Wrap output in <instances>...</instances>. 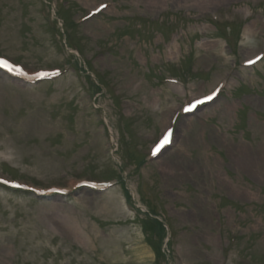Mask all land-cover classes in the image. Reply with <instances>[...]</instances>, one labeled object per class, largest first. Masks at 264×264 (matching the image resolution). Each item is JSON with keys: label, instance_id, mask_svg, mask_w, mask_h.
Here are the masks:
<instances>
[{"label": "rangeland", "instance_id": "1", "mask_svg": "<svg viewBox=\"0 0 264 264\" xmlns=\"http://www.w3.org/2000/svg\"><path fill=\"white\" fill-rule=\"evenodd\" d=\"M0 57V264H264V0H0Z\"/></svg>", "mask_w": 264, "mask_h": 264}, {"label": "snow or ice", "instance_id": "2", "mask_svg": "<svg viewBox=\"0 0 264 264\" xmlns=\"http://www.w3.org/2000/svg\"><path fill=\"white\" fill-rule=\"evenodd\" d=\"M256 59H260V57H256ZM246 63L248 64H252L254 63L253 60H248ZM0 68H5L8 69L11 72H16L19 74H26L24 73V70L19 67L18 65H14L12 63H10L8 60L0 57ZM55 73H53L54 75ZM39 76H47L49 75V73L46 72H42L38 74ZM219 89H216L215 91H213L211 94L202 97L201 99L195 100L192 104L188 105L187 108H185V111H191L192 109L196 108L198 105L203 104L206 101H210L213 99V97H215L218 93ZM171 137H172V130L168 129L164 135L162 136V138L158 141V143L154 146L153 148V155H156L158 152H160V150L166 146L167 144L170 143L171 141Z\"/></svg>", "mask_w": 264, "mask_h": 264}, {"label": "trees", "instance_id": "3", "mask_svg": "<svg viewBox=\"0 0 264 264\" xmlns=\"http://www.w3.org/2000/svg\"><path fill=\"white\" fill-rule=\"evenodd\" d=\"M158 225H159V226H160V225L162 226V224H161V223H158Z\"/></svg>", "mask_w": 264, "mask_h": 264}, {"label": "bare ground", "instance_id": "4", "mask_svg": "<svg viewBox=\"0 0 264 264\" xmlns=\"http://www.w3.org/2000/svg\"><path fill=\"white\" fill-rule=\"evenodd\" d=\"M173 144V143H172ZM169 149V148H168ZM162 154V153H161ZM161 155H159V157H160ZM158 158V157H157Z\"/></svg>", "mask_w": 264, "mask_h": 264}]
</instances>
